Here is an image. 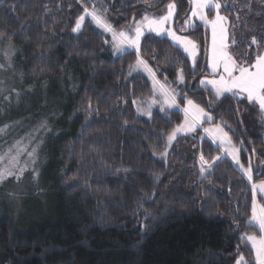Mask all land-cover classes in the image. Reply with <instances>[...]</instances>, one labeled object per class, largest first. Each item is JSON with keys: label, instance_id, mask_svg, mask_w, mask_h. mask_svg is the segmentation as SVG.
Wrapping results in <instances>:
<instances>
[{"label": "trees", "instance_id": "obj_1", "mask_svg": "<svg viewBox=\"0 0 264 264\" xmlns=\"http://www.w3.org/2000/svg\"><path fill=\"white\" fill-rule=\"evenodd\" d=\"M171 1L177 3L180 30L188 0H110L109 22L124 29L133 16ZM221 1L230 40L239 45L231 51L254 61L263 48L251 47L236 10L245 14L264 0ZM82 14L75 0L0 3V46L17 50L20 84L49 96L40 114L26 118L30 127L41 125L45 138L35 182L49 195L30 217L16 221L0 212V264H236L240 255L255 264L243 240L259 235L249 223L250 185L226 159L201 175V153L210 161L220 153L199 134L177 141L162 158L167 135L183 116L177 111L154 112L149 119L137 115L133 101L151 98L152 90L146 78L132 72L134 52L115 56L110 38L88 21L74 35ZM187 35L202 44L205 63L206 31L200 27ZM140 50L163 81L175 82L183 69L182 95L209 111L213 125L226 121L241 165L251 166L254 181L264 179L260 110L233 98L216 101L197 89L205 69L193 75L187 58L166 40L148 36ZM178 103L184 105V99Z\"/></svg>", "mask_w": 264, "mask_h": 264}, {"label": "rangeland", "instance_id": "obj_2", "mask_svg": "<svg viewBox=\"0 0 264 264\" xmlns=\"http://www.w3.org/2000/svg\"><path fill=\"white\" fill-rule=\"evenodd\" d=\"M75 1L82 7L83 10L82 15H84L85 7L89 8V10H92V7L95 6L98 13L101 14L108 23H110L109 22L110 16H108V9H109L108 2L110 0H91L84 4L82 3V0H75ZM217 2H219L222 5V7L219 10L220 15L227 18L226 27L230 38V23L228 17L223 13L224 4L222 3L221 0H217ZM171 3H175L176 10L173 20L170 21L169 24L166 25V27L173 28L174 30L177 31L178 35L186 36L189 39L195 41L199 45V53L196 60L197 67L195 73H199L200 71L203 72L208 58V49L211 44V29L210 27L204 26L202 22L197 20L193 25V27L190 28L184 27V24L182 23L180 29L184 28V30L183 31L178 30L175 25L176 15H177L176 1L169 2L158 11L155 12L146 11L141 13L139 16H133L130 22L128 23L127 27L124 29L117 30L111 23L110 24L112 25L113 29L117 32L122 30L129 31L132 27H134L133 24L134 19L136 21H139L142 19V17L145 14L153 17H159L160 15H164L166 14L168 5ZM191 7L192 5L190 4V11L188 17L191 16ZM215 15H216L215 9L209 12L210 18H214ZM87 21L89 22V24H91V26H93L104 36H108L110 38V42L112 44V48L115 56L119 57L127 52H134L132 49H127V48L124 52H118L114 47L111 33L105 32L103 28L97 26V24L92 21L90 16H85V20L82 24L81 31ZM236 21L238 26L246 25L247 27L246 37L248 38V42L251 45V47L259 48L262 46L263 49L261 50V53H264V41H262L261 39L262 37H264V4H261L258 7L249 8L247 12H245V14H242L241 11L236 10ZM200 27H202L207 33L205 63L203 64L201 63V53L203 49L202 44L196 41L195 39L196 35H194L193 37L187 35L194 32ZM81 31L79 33H74V32L73 33L74 35H79ZM148 36L164 39L167 42H169L171 46L179 50L187 58L191 71L193 72L191 58L181 48L173 44L169 38H167L166 36H157L155 33L145 32V36L141 38V45L143 40ZM253 37H255L256 40L260 42L261 46L258 47V45L251 43ZM230 51H231V47H230ZM17 53H18L17 50L12 45L7 46L5 49H2V47L0 46V171L8 170L12 173L11 175L5 176L4 178L0 179V212L2 215H6L7 213L13 220L16 221L32 216L36 205L38 204L44 205L46 198L49 195L48 193L39 191L38 189L39 186L35 182L36 173L38 174V177L39 174H41L39 166L42 159L41 154H42V149L45 145V138L40 137L41 125L40 126L38 125V127L37 126L30 127L28 125L31 123L26 120V118L33 119L37 113L39 114L41 113V110H43V108L41 107V102L42 100L43 101L45 100L46 96L47 98L49 96L47 95L48 92L46 93L45 96V94L40 95V94H35L31 91L24 90V86L20 84L19 76L21 75L18 76L16 75V65H15L16 62L14 61L15 60L14 56ZM135 66L132 72L146 78V80L149 81L152 90L151 98L145 99L144 101L143 100L135 101L134 107L137 115L141 118L149 119L151 118L154 112L166 113V112L177 111L181 114V116H183L181 122L182 124L184 122V115L182 109L186 105L185 103L184 105L179 104L178 100L180 98L187 97V94L184 96L182 95V92L185 89L186 78L184 77V83H180L178 78L175 82H170L168 80H164V81L161 80L160 77L156 74V77L161 84H165L166 87H168L171 91L179 94L177 96L178 107H173L171 109H168L167 106H165V111L161 112L160 107L163 97L160 95L159 86H156V90L154 91L153 81L149 76V74L142 68L136 69ZM206 76L211 78L209 75V70L205 69V74L202 77H200L197 80V83L195 84L197 89L208 91L199 84L200 79ZM213 98L216 100L214 96ZM227 98H233V97L230 94H225V96L221 97L219 101ZM153 100H156L158 102L153 104L152 103ZM138 108L141 109L140 112L137 111ZM256 108L260 110L258 106H256ZM149 110L151 111L150 117L146 114ZM261 114L264 115V112H261ZM213 126L214 125L212 124V122L205 123L203 125V127H213ZM203 127L197 128L196 132L194 133H189L187 135H183V134L178 135L177 139L168 149V153L170 152L171 148L176 144L177 141L179 140L184 141L187 138H192L199 134L201 142L202 141L209 142L215 149L219 151L218 153H220L218 155L220 159L213 164V167L218 165L220 161L226 159L227 161L230 162L231 166L234 169H236L238 172L242 174L245 181L251 187V182L247 180L246 176L241 171L240 166L233 161L232 157L228 155L227 152L223 151V149L220 148L218 141L216 143L212 142L211 138L206 133H204ZM232 145H234L233 141H232ZM225 147H228V145H225ZM238 156L240 161V155L238 154ZM199 167H200V163H199ZM208 171H206L205 174H207ZM252 176H253V171H252ZM262 180L254 181L253 179L252 182L259 183ZM257 199L262 200L264 202V198H262L260 194L257 195ZM255 227L258 229L257 226ZM246 236L247 235L244 236L243 240L249 246L255 258V253L251 248V243L247 241Z\"/></svg>", "mask_w": 264, "mask_h": 264}, {"label": "snow or ice", "instance_id": "obj_3", "mask_svg": "<svg viewBox=\"0 0 264 264\" xmlns=\"http://www.w3.org/2000/svg\"><path fill=\"white\" fill-rule=\"evenodd\" d=\"M3 0H0L2 3ZM191 7V16L185 17L183 21L184 27H193L198 20L206 27L211 29V44L208 49V58L205 64V69L209 70V77L200 79L199 84L213 94L217 101L225 94H230L236 98L238 103L247 101L248 104L258 106L261 112H264V53H259L255 56L254 61L251 57H246L243 60L238 59L244 56V53H233L230 47L239 45L234 39L230 40L226 27L227 18L220 15L219 10L222 5L217 0H189ZM215 9L216 15L214 18L209 17V12ZM176 10L175 3L168 5L166 14L159 17H153L145 14L141 20H133L134 27L129 31H115L110 23H108L101 14L98 13L95 6L92 10L84 8V15L77 18L75 27L72 32L79 33L85 16H90L92 21L97 26L103 28L105 32L111 33L114 47L118 52H124L127 49H132L136 56V69L142 68L145 70L153 81L154 91L156 86H159L160 95L163 97L160 111H165V106L168 109L178 107L177 96L179 94L171 91L165 84H161L156 77V72L149 66L148 61L141 55V38L145 36V32L155 33L157 36H166L173 44L181 48L192 61L193 75L196 70V60L199 53V45L186 36L178 35L177 31L171 27H166L170 21L173 20ZM181 28L180 31H183ZM264 41V37L261 38ZM252 44L261 46L260 42L255 37L252 38ZM153 59L158 57L153 56ZM131 74V72H130ZM177 78L180 83H184V72L180 69ZM185 107L182 109L184 115V122L174 128L168 135L164 152L161 154L162 158L168 155V149L177 139L178 135H187L196 132L197 128L203 127L205 123H211L214 117L199 103L187 97L183 98ZM158 101L153 100V104ZM135 103V101H133ZM151 107V105H150ZM138 112L141 109H137ZM149 117L151 111L146 113ZM226 121L221 120L220 123L213 127H203L213 143L219 142V146L223 151L227 152L233 161L240 166L241 171L246 176L247 180L251 182V217L249 223L255 225L259 229V235H247L246 239L251 243V248L255 253V264H264V204L257 202V195L260 194L264 198V180L259 183H254L252 176V169L249 166L247 169L240 165L239 151L240 149L232 145L231 138L228 133L224 131ZM228 145V147H225ZM220 159L219 156L214 157L211 161L206 159L203 153L199 158L200 174L204 175L206 171L213 167V164ZM8 170L0 171V179L11 175ZM236 264H246L245 257L240 255Z\"/></svg>", "mask_w": 264, "mask_h": 264}]
</instances>
